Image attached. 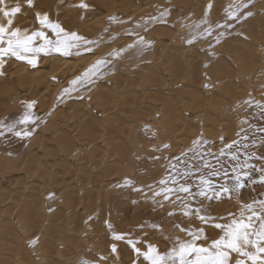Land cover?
Returning a JSON list of instances; mask_svg holds the SVG:
<instances>
[{
    "label": "rangeland",
    "instance_id": "1",
    "mask_svg": "<svg viewBox=\"0 0 264 264\" xmlns=\"http://www.w3.org/2000/svg\"><path fill=\"white\" fill-rule=\"evenodd\" d=\"M95 1L97 0H84V2L91 5V8L85 11L75 6V5H79L81 0H49V1L48 0H44V1L35 0L34 7L31 8V11H29L28 13L29 15L28 14L20 15L18 18V22L19 21L20 22L14 25L19 28L24 27L23 29L31 28L32 30H35V28L39 27V25L35 22V16H34L35 12L36 11H39L41 13L47 12L48 15L50 14L49 18L52 21L54 20V22L59 23L66 31L70 33L75 32L79 36L84 37V40H81L79 42L80 44L79 49L73 48L71 50L70 55H62L56 52H53L49 55L41 54L38 57V62L35 66L28 64L26 61L17 60L15 57H11V56L4 57L5 62H4L3 68H0V72H4L7 70L6 73L8 74V76L0 75V109L2 111L0 115V121H4L7 124V123H11L17 120L26 111V103H30V102L36 103L34 104V109L32 111H33L34 116L39 117V119L36 120V123L27 125V129L29 131H32L34 129V131H32V135L28 138H25V139L17 138L13 133L8 132L7 128L3 129V134L0 135V163H1L0 165L4 167L6 166L8 168V170H6L5 172L2 171L4 176L5 174H7L8 176L11 174L26 175L22 178V180L24 179L28 181L32 180L31 181L32 185L35 184L37 186V180H33L31 176L27 174V170H26V167H27L26 161L28 157L31 155V151L36 152L39 150L36 147L37 144L35 145L37 138L39 136L42 140L45 139L46 137L48 138L52 129L54 128L56 130L59 129L60 126L58 127V125H60L62 121H65V120L71 121L70 119L72 116H69V113H70V106L72 104L70 103L80 102V104H82L85 108H87L88 110H92L91 107H94V105H97V104L96 103L94 104L92 102L93 103L92 105V103L90 102L91 101L90 97L93 96L94 94L93 92L97 90L98 88L101 89V87H103V89L105 88V90L108 88V90H110L111 93L114 92L116 94L117 92L115 91V89L117 88L118 90L123 83L124 85H127L130 89L129 99L132 101H135L136 103L140 102V104H142L143 107H145V104H143L141 101H146V100L142 99L143 95L141 94V92H143L142 90H144V87L147 84L152 85V81H149V80L147 81V79H149L147 77H141L143 79L142 80L138 74H134L132 72L141 68V65L143 64L142 60L145 61V57L147 58L148 57L147 55H149L148 48L140 47L141 50H137L136 47L130 48V50L129 48H127L128 44L129 45L133 44L136 41L137 36H143L147 38L146 39L147 41L153 40L156 42V41H160L162 38L161 36H164V33H168V31L169 33L167 36H169V38L171 37L170 39H173L175 34H179V37L181 34V36L182 35L184 36V39L181 40L179 44L183 46L184 49H190L191 47L196 48L194 44L200 45L199 50L201 52L198 50L197 51L201 54L203 53L202 55H205L206 60H211V59L214 60L218 56L220 57L224 55L226 56L227 55L226 53L228 52H230L228 53L230 55L232 54L233 51L234 53L232 54L233 55L232 57H235V50H232L231 48L228 49L229 47H227L228 44L226 43L228 42L230 44V42H232L234 44L238 42L237 44H240V42L241 43L245 42L246 44L250 45L249 46L250 49L253 48V51L252 49L250 51L252 52L250 53V56L253 58L256 56L255 57L256 65L250 71H241L242 69L236 71V69L234 70V68H236V64L238 63V61L232 58L231 56L229 57V55L227 56L228 61L231 63V70L233 71L232 75L234 74L233 76H235L234 78L237 81V84L234 85V89H233V92L235 90L236 93L234 92L233 94H231L232 91H230V93H226L222 89L223 87H222L221 81L224 79L219 78L222 75L217 76L216 78V76L213 75V73L208 74L207 72L205 73V71H202V72L199 71L201 72L199 73V75L198 73L189 75L188 76L189 78H193L194 80L199 79V83L195 81L196 83L195 95L200 93V95L201 96L203 95L204 98L205 96H207L206 102L201 107L202 109L200 108V112L198 113H197V110L199 109L197 110L195 109L196 111L192 113L185 112L187 111L185 108L190 109L192 107H189V106L187 107L184 105V102L185 104L186 102L187 103L189 102L190 96L189 94L184 95L183 91H175V92H172L173 95L171 93L170 95L168 94L169 96L164 95V97H161V99L165 101H172V103H174L178 107L179 112L180 111H182V113L184 112L182 117L190 121V124L188 122L190 129H188L189 131L185 134L186 137L183 136L182 138L184 141H181L182 139L180 140L179 138H178L179 140H176V141L174 140L171 141L170 138L167 139L168 137L167 135H165L167 133L166 131L163 130V127L160 124L161 123L160 121L162 120L160 118V114L158 113L157 109L154 110L150 115L141 116L140 114H136L134 117L139 118L140 121L138 119H136L135 121V118H134L135 122H131L129 124V126H132L133 135L130 134V138H128L129 139L128 141H130L129 143L130 151L128 154H130L132 161H130L127 167L124 166L126 169L123 167L122 171H118V172L114 171L109 174L106 173V175L104 174L103 179H102L103 175L101 176L99 175L98 179L100 182L98 181L99 182L98 185L99 187L102 186L100 188L102 190V193L105 192L102 196L104 199L102 204L104 205L106 204V206L102 205L100 207V210H103V209L104 210L98 212V210L86 209L78 213L79 215L80 214L82 216L84 215V217L81 218L77 228H74V231L73 229L68 230L70 226L66 225L67 223H64L63 221H58V222L50 221L51 218L49 217L48 218L49 219L48 221H50L48 222L49 224L54 225L55 227H57V229H60V230L65 228V232H62L64 235L62 236L63 238H66V241L64 239L66 243L65 242L62 243L60 240H59L60 242L56 241L60 247L57 246L55 243V250L53 251V253L48 254V251H46V253L44 254L43 252L41 253L36 250L37 246L39 245L38 237L34 238L38 241L35 246H30V242L34 239L32 240L31 239L30 240L21 239L24 243L23 245H26V249L28 250V252L30 251L27 257V261H26V262H29V264H65V263L66 264H81V261L83 259H87L90 262V264H94V262L97 261L98 257L101 255L108 257V259L107 261L100 262V264H147V262L144 261L142 257H137L135 255L132 248L127 243L128 239H132L134 241L140 240L142 243L138 244L137 247H140L142 249L145 248L146 244L153 245L155 243L154 246L157 247L161 253H166L174 245L177 239L186 240L188 238L184 232L180 231L181 228L196 229V228L204 227L207 235H209L213 239L218 238L220 234L219 230L209 225L201 224V222L195 217V215H193L191 218L185 217L184 215H182V209H177L176 205H174L170 201H162L160 197H156L155 199H153L152 190H159L160 186L158 182L162 178H164V176L166 175V170H167V165H168V159L166 158H172V157L178 156L183 151H186L187 149L192 147V141L198 138L199 136H201V134H203V137L208 141V147L211 149V151L218 152L220 148L223 147L224 145L231 143L233 140L238 139L237 133L240 131V127H241L240 120L241 119L247 117L253 127L264 126V120H261L260 118V110L254 106L250 107L244 103L246 100H252L254 104L255 102L264 104V40L262 39L258 40V38L255 36L253 37L251 36L252 39L250 38V35L248 34L247 30L244 28L245 26L243 25L245 23V19L227 20L226 16L223 17V15H226V14H223L222 15L223 19L220 22L216 23L214 22L213 17L208 15L209 23L207 25H201L200 28H197L196 25L204 18L205 14H202L203 16L200 15L194 20L189 19V20H186L185 22L184 21L181 22V20L185 18L183 17L184 16L183 12H180V16H179L178 13L179 11H181L180 8L176 7L174 10L173 9L171 10V7L175 6L174 0H167L168 2L167 1L166 2L170 4H166V5H165V0H105L106 5L104 6L103 5L100 6L98 2H95ZM220 1L219 2L221 4V7L218 6V8L223 7L222 11L223 13H226L229 9V5L238 4L241 0H231V1L230 0L228 1L220 0ZM16 2H21V4L24 3L23 0H16ZM46 2L47 4L49 3L50 5L48 4L47 6ZM130 2H132V4ZM125 3H128V4H125ZM10 4H12L11 6H14V3H10ZM21 6L25 7L26 4H23ZM63 8L65 11V14H64V11H61V9L63 10ZM178 8H179V11H176V9ZM220 8L218 10H220ZM225 8L226 10H224ZM249 9L250 8L248 7L247 9L244 10V12H249V11L251 12V10ZM263 10L264 9L260 10L259 12L260 13L264 12ZM121 12H123L124 14ZM132 12H135V13L140 12L143 15H141L140 13H137L139 17L132 18V19L129 16H126ZM162 12L168 13V16H169V12H173L175 21H173L172 24L168 23L169 25L167 24L166 26L165 23L167 22L165 21H168V20L163 21L162 19L167 18L168 16L163 17L161 19L160 14ZM244 12H241L240 15L243 16ZM70 13L72 16L70 15ZM74 13H77V14H74ZM251 13H255V11L252 10ZM75 15L76 16L78 15V17L76 18ZM186 15L188 16V14ZM68 17L72 19V22L70 19L67 20ZM153 17H157V19L152 20ZM179 17H182V18L180 19ZM250 17L251 16H249L247 19H250ZM214 18H217V17H214ZM142 19L143 21L144 20L147 21L151 19V21H149L150 23L148 24L149 26L142 25L141 27H137L138 22H140ZM177 19H180V20H177ZM64 20L65 21L67 20V21L65 22ZM224 22H227L230 25V27L228 28H223V27L217 28L216 27L217 24H222ZM28 24L29 25L32 24V25L28 26ZM66 24H67V27H66ZM209 25L213 29V34L211 36L201 37L200 33L204 30V28L209 27ZM152 26L154 28H152ZM161 27L163 29L165 28V31H162L163 29H161V32H160V29L158 28H161ZM91 28L93 29V31L91 30ZM145 28H147V30H145ZM129 32H131L132 34L129 35L128 34ZM146 32L149 34L148 37H147ZM155 32H157L158 35ZM174 32H177V33H174ZM221 32H223L224 35L220 36L219 43H217L216 37L219 36ZM159 33L161 34V36ZM51 35L52 34L49 33V36ZM88 35H91V36H88ZM155 35H156V38H155ZM245 35H248L249 37L247 36L245 37ZM159 36L161 38H159ZM255 38H257V40ZM85 40L86 41L96 40L97 43L85 45L84 43ZM197 40H200V42L196 44ZM254 40L256 41L254 42ZM260 41H263L262 42L263 46L260 45L261 44ZM123 43L125 45L128 43L125 46V48L126 50L127 49L129 50V53L132 51L130 53L132 58H129V56H127L124 59L126 60L127 65L123 64L118 67V66H113L110 62L107 67L103 68L100 74V78H93V82L90 83L89 85L85 87H78L77 91L72 92L70 95H65L63 96L62 99L58 100V97L61 96L63 91L66 88L70 87L71 82L75 80L78 76L82 75L98 59L107 58L111 61L109 54L116 52L119 49H122L123 45L121 44ZM258 43L260 44L258 45ZM138 46L139 45H137V47ZM87 48H91L92 50L87 51L86 50ZM224 49L225 50L228 49V52L227 51L225 52ZM78 52L79 54H77ZM258 56H261V57H258ZM205 58H203L202 60H205ZM233 59H234V62H233ZM158 60L157 59L155 60L151 57V60L149 62L152 64L148 66L147 68L148 72L155 71L156 74L158 73L157 74L158 76H161L162 74H164L165 75L164 78L166 77L165 78L166 80L169 81L170 79L168 84L171 85L172 77H170L169 74H167L168 73L167 70L164 71L165 66L160 60L159 61ZM64 62H70L71 64H76V65L78 64V65L77 67L75 65V68L72 69L71 71L72 73H70V75L69 73L66 76L65 74L60 75V71H57V69H53V66H56L55 64L57 63L61 64ZM83 62L85 64H83ZM160 65L163 67H161ZM120 67L122 70L119 69ZM1 69H3V71ZM16 70H19V71L25 70L29 72L43 71L45 73L49 72L48 75L46 76L47 81H44L45 85L43 89L40 88L39 90L40 92H38V95L35 98H32L31 100L24 99V94L22 93V91L19 90L20 88L18 87V85L16 83H13L14 80L13 78L10 77V73L14 74ZM122 71H126V73L125 72L122 73ZM161 71L163 73H161ZM237 76L239 77V79L236 78ZM242 76H244V79ZM119 77H123L127 80L131 79L130 81L132 83L128 84L126 82H120ZM31 81L33 85H37L36 83H34V82H37L35 78H34V81H33V78L31 79ZM139 81H140V84H139ZM199 84H202V85L200 86ZM206 84L210 86L205 87ZM46 85L47 86L50 85L49 86L50 89L48 87L47 89ZM197 86L198 87L200 86V87L198 88ZM201 87H202V90H201ZM44 88L46 90H44ZM138 88H140V90ZM134 90H136V92ZM222 90L225 92V94ZM197 91L198 92L200 91V92L197 93ZM204 92H207V93H204ZM47 94L49 95L47 96ZM226 96H229V97H226ZM10 97H14L16 101L10 104L5 101L4 102L5 105H2L4 99H8ZM156 98H160V97L158 96L155 98H151L150 101L153 100L152 102H154L155 100H157ZM225 99H227L228 101ZM82 102L85 104H83ZM181 102L183 103L182 106H181ZM13 104H16V105H13ZM68 104L70 105L69 107H68ZM160 107L161 106H159V108ZM132 108L135 110L137 109L136 107H132ZM59 111L62 114V116L60 115ZM119 113L121 114V111H119ZM57 114H59L60 116H58ZM64 114L67 117H63L65 116ZM200 116L205 117V118L201 119L202 117ZM210 116L218 118V119L221 117L223 119L222 121L223 124L220 123L221 120L219 121V123L215 122L217 125L215 124L210 125L211 123H208V122L206 123L207 120H204V119ZM45 124H47L46 127H45ZM159 126L161 128H159ZM18 127H21V126H18ZM245 127L247 126L245 125ZM47 128H49L51 131ZM190 130L192 132H190ZM31 141L33 144L31 143ZM172 142L173 143L175 142V143L172 144ZM165 144L169 145L170 147L164 148ZM134 145H135V148H137L138 150H135V148H133ZM32 147L36 151L35 150L33 151ZM154 149H159V150L154 151ZM254 151H256L260 155H264V145H258L257 148L254 149ZM156 157H159V159H155ZM81 161H84V159H82ZM41 163H45L43 158L41 160ZM253 163H256L258 166H264V163L260 161H253ZM125 165H126V162H125ZM28 169L31 172H33L32 164ZM259 175H260L259 173H253V179L258 180ZM110 176L112 178H110ZM59 178L63 180V175H52V176L47 175V179H48V181H46L47 183L46 182L45 184L42 183L43 185L41 189H39L41 190L40 192L41 197L43 196L42 200L49 199L48 197L50 194H56V197L58 196L57 198L61 197V195L58 193L59 192L58 186H55V182ZM48 182L50 185L48 184ZM31 183L29 184V186L31 185ZM46 184L48 186L47 188H44V185L46 187ZM40 185H41V181H40ZM149 185L153 186L152 190L149 189L148 187ZM29 186H27V188H29ZM51 187H52V190H51ZM48 188H50V190L53 193L52 192L48 193V191H50ZM20 189L21 188H19L18 191H20ZM45 190L46 192L44 193ZM56 190H58L57 193H56ZM5 191L7 192V190H4L1 193L2 194L6 193ZM25 192H26V195L28 193H30L31 195V192L29 189L28 191H25ZM105 194H106V197L104 196ZM173 199H175V197H173ZM257 200H264V183L258 182L256 184H252L251 182H246V186L240 189L239 191H234V192H231L230 194H225L221 198L214 199L212 201L198 200L193 206L202 207L203 209L202 214L210 215V216L217 217V218L219 217L228 218L229 214H236V216H239V212L241 210L240 206L242 204L246 205V204L252 203L253 201H257ZM161 203H163V206H161ZM44 210H45L43 211L44 214H46L47 216H51L53 211H50L48 207H46ZM170 212H175L176 214L169 215ZM104 217H106V219ZM216 222L226 223L228 221L227 219H225V220H217ZM88 224L89 226L87 228ZM108 224L112 225L111 229L107 227ZM91 225L93 226L94 229L92 228ZM116 227H117V230H116ZM66 229H67V232H66ZM72 231L73 233L74 232L76 233V234L74 233L73 235L79 242L75 241V239L73 241L71 239H68V238H74L72 235H70ZM76 231L80 233H77ZM98 233H100V235H98L97 237ZM112 234H124L125 240L116 241L112 239V236H113ZM80 235L82 236V238H79L81 237ZM101 235L102 236L104 235L103 238ZM63 238H61L62 241H63ZM67 240H69L70 242L69 241L67 242ZM74 241L77 242L78 244L74 243ZM113 243L117 245L118 254H119L118 256H114L113 254H111L110 246ZM65 245L66 246L68 245V247H66ZM76 245L79 247V249ZM96 245L97 247H95ZM96 248L98 250H95ZM101 250L103 252H101ZM60 257L62 258L60 259V261H58ZM20 260L21 259H19V263L21 264Z\"/></svg>",
    "mask_w": 264,
    "mask_h": 264
},
{
    "label": "bare ground",
    "instance_id": "2",
    "mask_svg": "<svg viewBox=\"0 0 264 264\" xmlns=\"http://www.w3.org/2000/svg\"><path fill=\"white\" fill-rule=\"evenodd\" d=\"M37 1H44V0H37ZM166 1L167 0H165V5L170 4V3H167L168 1L167 2ZM174 1H175V6L172 5L173 7H171V10L172 9L174 10L176 7L180 8L181 11H179V8L176 9V11H179V13H178L179 16H180V12H183V15H184L183 17L185 18V19H182L181 22L182 21L185 22L186 20H189V19L194 20L195 18L199 17L200 15L208 12V15L213 17L214 22L217 23L223 19L222 15L227 13V12L223 13V11H222L223 7L220 8L221 7V4H220L221 1L220 0H174ZM226 1H228V0H226ZM77 2H79V1H77ZM95 2H98V4L100 6L106 5L105 0H97ZM108 2H110V1H108ZM243 2L248 3V0H243ZM50 3H52V2H50ZM130 3L132 4V2H130ZM209 3L212 4V9L210 12L207 9V5ZM224 3H225V1H224ZM23 4L24 3H22L21 5H23ZM48 4L46 2L47 6H48ZM122 4H124V3H122ZM125 4H128V3H125ZM11 5L12 4H9V6H11ZM117 6H118V4H117ZM218 6H220L219 7L220 10H218L219 9ZM21 7H22V14H18L15 17L14 25H16L17 23L20 22V21L18 22V18L20 15L28 14L29 11H31V9L28 8L27 6H25V7L21 6ZM120 7H122V6H120ZM35 8H37V7H35ZM49 8H50V6H49ZM249 8H250L249 10H251V12H252V10H254L255 13H251L249 11L252 14V15H250L251 16L250 19H245V23L243 24V22H242V24L245 26L244 28L247 30L251 39L253 36H255L258 38V40L259 39L264 40V20H263L264 19V12H261V13L259 12L260 10L264 9V0H252ZM69 10H70V8H69ZM224 10H226V8ZM61 11H64V8H63V10L61 9ZM142 11H141V13H142ZM173 12H169V16L167 13V15L165 16V17L168 16L167 18H164V19L161 18L163 21L168 20V21H165V22H167V23H165L166 26L168 23L172 24L173 21H175ZM121 13H123V12H121ZM137 13H140V12H137ZM137 13L132 12L126 16H129L131 19L137 18V17H139ZM64 14H65V11H64ZM74 14H77V13H74ZM186 14H188V16ZM70 15H71V13H70ZM141 15H143V14H141ZM224 16H226V15H223V17ZM77 17H78V15L76 16V18ZM214 17H217V18H214ZM22 18H20V19H22ZM179 18L181 19L182 17H179ZM69 19L72 22V19L68 17L67 20H69ZM180 19H177V20H180ZM149 21H151V19L147 20V23H145L146 20L143 21V19H142L140 22H138V24L140 25V27L142 25L146 26L150 23ZM71 24H69V25H71ZM82 24H84V23H82ZM31 25L28 24V26H31ZM178 26H179V24H178ZM66 27H67V24H66ZM23 28H21V29H23ZM152 28H154V27L152 26ZM158 29H160V32H161V29H163V28L161 27ZM91 30L93 31L92 28H91ZM162 31H165V28ZM155 33H157V32H155ZM168 33H169V31H168ZM168 33H164V36H161V34L159 33L160 36L162 37L161 38L159 36V38H161L160 41H156V42L153 40L150 41L151 44L149 47H147L148 53H149V55H147L148 57L147 58L145 57V61L142 60L143 64L141 65V68L132 72L134 74H138L140 76V78L141 77H147V78H149V79L146 78L147 81L148 80L152 81V85L147 84L144 87V90H142L143 92H141V94L143 95L142 99L146 100V101H141L143 104H145V107H143V105L140 104V102L136 103L135 101H132L129 99L130 89L127 85H124L123 83H122V85L120 84L121 87L119 86L120 88L118 87L119 88L118 90H117V88L116 89L114 88L115 91L117 92L116 94L114 92H113L114 94L111 93L110 90H108V88L106 90H105V88L103 89V87H101V89L98 88L97 90H95L93 92L94 93L93 96L90 97L91 98L90 102L97 104V105H94V107H91L92 110H88L82 104H80V102L79 103H77V102L76 103H70L72 105L70 106L68 104V107L70 106L69 116H72L70 119L71 121H66V120L62 121L61 124L58 125V127L59 126L60 127L57 130L54 128L55 130L52 129V131H51L49 128H47L51 131L48 138L46 137L47 139L45 138L42 140L39 135H38L39 136L38 138L35 137V138H37L35 145L37 144L36 147L39 150L36 151L32 147V150L33 151L35 150L38 153L31 151V155L29 157L27 156L28 159L26 161V164H27L26 170H27V174H29L33 180H37V186L35 184L32 185L31 179H30L31 181H28L25 179L22 180V178L26 175L11 174L8 176L7 174H5V176H4L2 171L5 172L6 170H8V168L6 166L4 167V166L0 165V264H17V263H19V259H21L20 260L21 264H29V262H26V261H27V257L29 255L30 251L28 252V250L26 249V245H23L24 243L21 239H23V240L24 239L25 240L31 239L32 240V239L38 237L39 238V242H38L39 245L37 246L36 250L41 252V253L43 252L44 254L46 253V251H48V254H52L53 251L55 250V243L57 246H59L57 243L59 240L62 243L66 241V238H63V236H62V235H64L62 232H65V228H63L61 230L57 229V227L49 224L48 222H50V221H57V222L63 221L64 223H67L66 225L70 226V228L68 230L73 229V231H74V228H77L81 218L84 217V215L82 216L81 214L79 215L78 213H80L81 211L86 210V209L98 210V212L104 210V209L100 210V207L102 205H104V204H102V202L104 200L102 196L105 192L102 193V190L100 189L102 186L100 185L101 187H99L98 183L100 181L98 178H99V175L100 176L103 175L102 176V179H103L104 174L106 175V173L109 174V173H112L114 171L115 172L122 171L123 167L124 166L127 167V165L130 163V161H132L130 154H128L130 151V147H129L130 141H128L129 140L128 138H130V134L133 135L132 126H129V124L131 122H135L136 119L139 120V118L134 117L136 114H140L141 116L150 115L154 110L157 109L158 113L160 114V118L162 120V121H160L161 122L160 124L162 125L163 130L166 131V133H167V134H165L168 137L167 139L170 138L171 141L172 140L176 141L179 139L181 140L183 138V136L186 137L185 134L189 131L188 129H190V126L188 125V122L190 124V121L188 119L182 117L184 112L183 113H182V111L179 112L178 107L174 103H172V101H165V100L161 99V97H164V95H168V94L170 95L172 92H175V91H183L184 95L189 94V96H190L189 102L188 103L186 102V104L184 102V105L187 107L189 106V107L194 108V109L185 108L187 111H185V110L184 111L188 112V113H192V112L196 111L197 109H199V110H197V113H198V112H200V108L206 102L207 96H205V98L203 97V95L201 96L199 93L200 91L199 92L197 91V93H199V94L195 95V93H196L195 81H197L199 83V79L194 80L193 78H189L188 77L189 75H191V74L193 75L195 73L196 74L198 73V75H199V73H201L202 71H205V73L207 72L208 74L213 73V75H215L216 78H217V76L222 75L219 77V78L224 79L221 81L222 87H223L222 89L226 93H230V91H232L231 94H233L235 92V90L233 92L234 85L237 84V81L234 78L235 76H233L234 74L232 75L233 71L231 70V63L228 61L227 56L229 55L228 53H230V52H228V49L231 48L232 50H235V57L236 58L232 57L233 56L232 54L234 53V51L232 52V54L229 55V57L231 56L232 58H234L238 61L237 64H236L237 61L235 62L236 68H234V70L236 69V71H238V70L242 69L241 71H250L256 65L255 64V57L256 56L254 58L250 56V53H252L250 51H251V49L253 51V48L250 49V47H249L250 45L246 44L244 41H243L244 43L240 42L241 45L237 44L238 42L234 43V44L232 42H230V44L228 42L227 43L225 42L226 44H228L227 47H229L227 50L224 49L225 52L226 51L228 52V53H226L227 54L226 56L225 55L221 56V57L218 56L214 60H212V59L206 60L205 55H202L203 53L201 54L198 52V51H200L199 50L200 45H198L197 43H199L200 40L196 41L197 45L194 44V46L196 48L191 47L190 49H184L183 46H181L179 44V42L184 39V36L183 35L181 36V34H180V37H179V34H175L174 37L171 35L173 37V39H170L171 37L169 38V36H167ZM174 33H177V32H174ZM148 35L149 34L147 33V37H148ZM157 35H158V33H157ZM240 35H241V33H240ZM88 36H91V35H88ZM246 36L249 37L248 35H245V37ZM155 38H156V35H155ZM257 38H255V39L257 40ZM227 40H229V39H227ZM227 40H225V41H227ZM256 40H254V42ZM230 41H232V40H230ZM233 41H235V40H233ZM237 41H239V40H237ZM246 42H247V40H246ZM260 42H261V44L258 43V45L260 44L263 46V44H262L263 41H260ZM121 45H123L122 49H126L125 48L126 45L124 43ZM246 45H248V46H246ZM256 45H257V43H256ZM140 47L141 46L136 47L137 50H141ZM222 47H224V46H222ZM129 50H130V48H129ZM129 50L128 49L125 50L121 55H119L118 58H115V59H112L109 56L111 59V61H110L111 64L113 66H118V67L123 65V64L127 65L126 60H124V59L127 56H129V58H132L131 54H130L132 51L129 53ZM217 50H219V49H217ZM151 57L155 60L159 59L163 63V65L165 66L164 71L167 70L168 71L167 74H169V76L172 77V80H171L172 83L170 82L171 85L168 84L170 79H169V81L166 80L165 79L166 77L164 78V76H165L164 74H162L163 76L162 75L158 76L157 75L158 73L156 74L155 71L148 72L147 68L150 64H152L149 62L151 60ZM258 57H261V56H258ZM203 58H205V60H202ZM78 59H80V58H78ZM234 59H233V62H234ZM161 62H159V63H161ZM80 63H79V65H80ZM83 64H85V63L83 62ZM206 64L208 65L207 68L204 67ZM55 65L56 66H53V69H57V71H60V75L65 74V76H66L68 73H69V75H70V73H72L71 71H72V69L75 68L76 64H71L70 62H64L61 64L57 63ZM77 65H76V67H77ZM153 65H154V63H153ZM161 67H163V66H161ZM156 68H158V67H156ZM119 69H121V67ZM1 70L3 71V69H1ZM6 71L3 72L4 76H8ZM126 71H122V73H124V72L126 73ZM162 71H161V73L164 72V71L163 72ZM199 71H201V72H199ZM54 72H55V70H54ZM61 72H62V74H61ZM48 73H45L43 71L29 72V71H25V70H21V71L16 70L14 72V74L10 73V77L13 78V80H14L13 83H16L18 85V87L20 88L19 90L22 91V93L24 94V99H30L31 100L32 98H35L38 95V92H40L39 91L40 88L43 89V87L45 85L44 81H47L46 76L48 75ZM242 75H244V74H242ZM126 76H127V74H126ZM242 77L244 79V76H242ZM32 78H33V81H34V78H35V80H37V82H34L37 85L32 84V81H31ZM236 78L239 79L238 76ZM141 79H139V80H141ZM119 80H120V82H126L128 84L132 83L130 81L131 79L127 80L123 77H119ZM137 80H138V78H137ZM217 81H218V79H217ZM217 81H215V82H217ZM120 82H118V83H120ZM206 83H207V81H206ZM137 84H138V82H137ZM139 84H140V81H139ZM199 85L201 86L202 84H199ZM49 86L46 85V88L48 87L50 89ZM130 86H132V85H130ZM202 87H201V90H202ZM138 89L140 90V88H138ZM44 90H46V89L44 88ZM134 91L136 92V90H134ZM225 92H224V94H225ZM204 93H207V92H204ZM201 94H203V93H201ZM44 95H45V93H44ZM48 95L49 94H47V96ZM172 95H173V93H172ZM158 96L160 98H156L157 100H155L154 102H152L153 100L150 101L151 98H155ZM229 96H226V97H229ZM135 97H136V95H135ZM213 98H215V97H213ZM223 98H224V96H223ZM237 98H239V97H237ZM2 100H3V98H2ZM212 100H214V99H212ZM225 100H227V99H225ZM5 101L10 104L12 102H15L16 99L14 97L4 99L2 105H5L4 104ZM93 103H92V105H93ZM46 104H48V103H46ZM83 104H85V103H83ZM182 104L183 103L181 102V106H182ZM13 105H16V104H13ZM159 106H161V107L159 108ZM132 107H136L137 109L135 110ZM72 109H73V111H72ZM119 111H121V114L119 113ZM207 112H208V110H207ZM1 113H2V111L0 109V115H1ZM59 113H60V111H59ZM209 114H210V112H209ZM57 115L62 116L61 113H60V115L59 114H57ZM63 117H67V116L65 115ZM200 117H202V116H200ZM134 118H135V121H134ZM203 118H205V117H202L201 119H203ZM204 120H207L206 123L207 122L211 123L210 125H212V124L217 125L215 122L219 123V121L221 120L220 123H222V121H223V119L221 117L218 119V118L211 117V116L207 117ZM56 124H58V123H56ZM46 125L47 124H45V127H46ZM42 128H43V126H42ZM159 128H161V127L159 126ZM160 131H161V129H160ZM190 132H192V131L190 130ZM181 141H184V140L182 139ZM31 143H32V141H31ZM174 143L172 142V144H174ZM133 148H135V145ZM135 150H138V149L135 148ZM135 150H134V152H135ZM75 156H77V157H75ZM42 158L45 161V163H41ZM82 159H84V161H81ZM125 162H126V165H125ZM31 164H32L33 172H31L28 169L31 166ZM2 165H3V163H2ZM5 168H7V169H5ZM47 175L48 176L63 175V180L59 178L55 182V186H58V190H59V192H58V190H56V193L58 192L61 195L60 198H57L58 196L56 197V194H55V197H53L52 199H43L42 200L43 196L41 197V193H40L41 190H39V189H41L42 185L45 184L46 181H48ZM110 178H112V177L110 176ZM26 179H27V177H26ZM26 181H28V182H26ZM40 181H41V185H40ZM29 182L31 183L30 186H29V184H30ZM48 184H49V182H48ZM27 186H29V188H27ZM47 186H48L47 184H46V187L44 185V188H47ZM19 188H21L20 191H18ZM104 188H102V189H104ZM2 189L7 190V192L5 191L6 193L2 194L1 192L4 191ZM28 189L30 190L31 195H30V193H28L29 195L28 194L26 195L25 191H28ZM48 189L50 190V188H48ZM51 190H52V187H51ZM51 190L50 191L47 190L48 193L52 192ZM45 192H46V190L44 191V193ZM44 195H46V194H44ZM104 196L106 197V194ZM104 206H106V204ZM46 207H48L49 209H52L53 212H52L51 216H47L46 214L43 213V211H45L44 209ZM49 217L51 218L50 221H48ZM104 218L106 219V217H104ZM107 218H109V217H107ZM91 219H93V218H91ZM93 224H95V223H93ZM80 226H82V225H80ZM88 226H89V224L87 225V228H88ZM96 226H98V225H96ZM92 228H93V226H92ZM97 228H99V227H97ZM96 230H95V232H96ZM116 230H117V227H116ZM73 231L70 235H72L74 237L73 234L75 232L73 233ZM101 231H103V230H101ZM66 232H67V229H66ZM77 233H80V232H77ZM122 233H124V232H122ZM98 235H100V233L97 234V237H98ZM103 236H102V238H103ZM76 237H78V236H76ZM61 238H63V241L61 240ZM79 238H82V236ZM64 239H65V241H64ZM68 239H71L72 241L75 239V241H78L75 237L74 238H68ZM68 241L69 240H67V242ZM75 241H74V243L78 244ZM68 245L67 246L65 245V246L68 247ZM95 247H97V245ZM98 248H100V247H98ZM78 249H79V247H78ZM95 250H98V249L96 248ZM59 251H61V250H59ZM124 251H126V250H124ZM101 252H103V251L101 250ZM64 254H65V252H64ZM59 256H60V254H59ZM119 257H121V256H119ZM61 258L62 257H60L58 261H60ZM57 259H55V260H57ZM43 260H44V258H43Z\"/></svg>",
    "mask_w": 264,
    "mask_h": 264
},
{
    "label": "snow or ice",
    "instance_id": "3",
    "mask_svg": "<svg viewBox=\"0 0 264 264\" xmlns=\"http://www.w3.org/2000/svg\"><path fill=\"white\" fill-rule=\"evenodd\" d=\"M23 2L31 9L34 7L35 0H23ZM251 2L252 0H248V3H244L241 0L238 4L229 5L226 13L227 20L247 19L252 14L244 12V10L250 6ZM10 3H14V6L10 7ZM75 6L85 11L91 8L84 0ZM207 9L209 12L211 11V3L207 5ZM241 12H244L243 16L240 15ZM18 14H22L20 2L0 0V68H3L4 57L8 56L35 66L41 54L49 55L56 52L70 55L71 50L79 49V42L84 40L77 33H70L59 23L52 21L47 13L39 11L35 12V22L39 27L35 30L31 28L22 30L14 26L15 17ZM166 15V12H162L160 17L163 18ZM156 19L157 17L152 18V20ZM208 23V12H206L196 27L200 28L201 25ZM137 27L140 25L138 24ZM216 27L228 28L230 25L224 22L217 24ZM49 33L52 35L49 36ZM212 34L213 29L209 25L204 28L200 36L206 37ZM223 35L224 33L221 32L216 37L217 43H219L220 36ZM84 43L87 45L97 42L85 40ZM150 44L151 42L147 41L145 37L138 36L136 41L127 47L134 48L139 45L142 48H147ZM86 50L91 51L92 49L87 48ZM125 50L119 49L109 55L115 59ZM109 63L110 60L107 58L98 59L82 75L71 82L70 87L63 91L58 100L77 91L78 87L89 85L93 82V78H100L103 68L107 67ZM204 67L207 68L208 65L206 64ZM3 74L0 72V75ZM209 86L205 85V87ZM244 103L250 107L258 108L260 118L264 120V104L259 102L254 104L252 100H246ZM34 104L35 102L26 103V111L17 120L7 124L0 121V135L3 134V129L7 128V131L13 133L17 138L30 137L34 129L29 131L27 125L34 124L39 119L33 115ZM240 125V131L237 133L238 139L224 145L218 152L211 151L208 141L201 134L192 141V147L178 156L166 158L168 159L166 175L158 182L159 190H152L153 186H148L152 190L153 199L160 197L162 201H170L176 205L177 209H182V215L185 217L191 218L195 215L201 224L219 230V237L211 238L206 234L204 227L181 228L180 231L184 232L188 238L186 240L177 239L166 253H161L157 247L151 244H146L142 249L137 247L142 243L140 240L128 239L127 243L137 257H142L147 264H264V200L242 204L239 216L229 214L228 218L202 214V207L193 206L198 200L212 201L225 194L239 191L246 186V182L264 183V166L253 163V161L264 163V155L254 151L258 145H264V126L253 127L247 117L240 120ZM169 147L167 144L164 145V148ZM158 150L154 149V151ZM155 159H159V157ZM253 173L260 174L258 180L253 179ZM54 195L50 194L48 198L52 199ZM50 211L52 210L50 209ZM175 214V212L169 213V215ZM225 219L228 222H216ZM107 227L111 229L112 225L108 224ZM112 239L123 241L125 236L113 234ZM37 242L36 239L32 240L30 246H35ZM110 251L114 256H118L115 243L110 246ZM107 259L108 257L101 255L94 264H100ZM81 264H90V262L83 259Z\"/></svg>",
    "mask_w": 264,
    "mask_h": 264
}]
</instances>
